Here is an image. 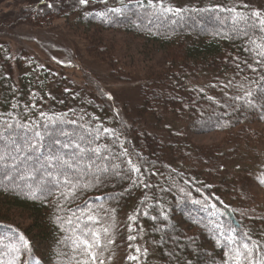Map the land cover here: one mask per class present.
Masks as SVG:
<instances>
[{
    "label": "trees",
    "instance_id": "1",
    "mask_svg": "<svg viewBox=\"0 0 264 264\" xmlns=\"http://www.w3.org/2000/svg\"><path fill=\"white\" fill-rule=\"evenodd\" d=\"M41 4L47 12L30 11L44 22L77 12L94 29L90 44L111 76L137 83L140 99L133 115L120 117L86 86L0 42V201L29 222L8 223L0 209V264H112L110 240L119 232L116 264H264V205L249 183L264 186V137L252 130L264 123V7ZM101 30L124 34L123 43L143 39L157 48L148 47L154 63L138 75L126 71L116 58L120 43L102 41ZM215 132L223 135L218 144L191 138ZM69 138L79 152L53 143Z\"/></svg>",
    "mask_w": 264,
    "mask_h": 264
},
{
    "label": "rangeland",
    "instance_id": "2",
    "mask_svg": "<svg viewBox=\"0 0 264 264\" xmlns=\"http://www.w3.org/2000/svg\"><path fill=\"white\" fill-rule=\"evenodd\" d=\"M174 1L178 5L184 6L206 1L217 4L226 0ZM227 2L235 4L244 2L252 6L264 7V0H227ZM74 3L70 4L68 8L71 10L75 8L76 10L78 6L76 7V2ZM40 4L41 0H0V42H7L12 53L16 54L26 51L43 65L62 72L80 86H86L90 89V92L95 93L112 105L113 112L120 117H125L128 112L133 115L140 99L136 89L137 83L127 82L123 77L116 75L111 76V70L106 68V64L101 61L102 58L94 52V48L90 44L94 43L89 37L94 32V29L79 22V14L74 11H69L67 16L63 18L59 16V12V14H54L56 18L49 22H44L35 17L32 14L33 11H30L39 8V6H44V10L48 8L47 4ZM52 7L60 8L59 2L54 1ZM100 33L102 41L108 40L112 43V40H114L120 43L117 48H119L118 52L121 56L117 55L116 58L119 64H125L126 71L136 72L138 75V73L146 70V65L154 63L155 60L150 61L151 53L149 52L150 50L148 51V47L152 48V50L157 48L148 45L143 39L130 35L128 36L129 40L123 43L124 34L108 30H101ZM158 54L161 55L157 50L153 58H159ZM136 73L129 75H135ZM252 130L253 132H259L264 137L263 122L253 124ZM191 138L197 144H218L223 140V135L216 132L193 134ZM260 142V148L264 149V138ZM225 147L228 146L226 145ZM225 167L229 168L230 166L225 165ZM249 183L252 185V191L256 194L258 201L261 205H264V186L259 185L255 180H249ZM4 205L5 203L0 201V209L8 211V223H16L23 227L29 223L24 220L21 222V219L19 221V217L14 214V208L12 207V210H10L11 207L9 205ZM4 211H1L0 214H4ZM116 219H119L116 223V228L118 231H123L125 227L123 215H117ZM121 223L123 224L121 225ZM120 237L119 232V236L115 234L110 240L112 251L108 262L112 264L118 263L120 251L123 253Z\"/></svg>",
    "mask_w": 264,
    "mask_h": 264
},
{
    "label": "snow or ice",
    "instance_id": "3",
    "mask_svg": "<svg viewBox=\"0 0 264 264\" xmlns=\"http://www.w3.org/2000/svg\"><path fill=\"white\" fill-rule=\"evenodd\" d=\"M80 3L86 5V4L88 3V0H80ZM49 7H51V5H49ZM113 11H117V12H118V11H120V9H114ZM257 15H258V14H257ZM249 95H251V93H249ZM5 127H7V128H11V127H13V126H12V125H5ZM105 131H106V130H105ZM8 135L11 136L12 133L9 132ZM65 135H67V133H65ZM34 136H35V141H36V142L33 143L31 140H29V141H28V146H29L33 151H36V150H38V148H39V145H40V143H41V141H42V137H41V135H40V133H39L38 131L34 133ZM0 139H2V135H0ZM53 143H55V144H57V145H60V147L63 148V149H67V148H69V147L71 146V147L73 148V154H75L76 152H79V151H80V144H75V145H73V144H72V139H71V138H69V139H68L66 142H64V143H61V141H60L59 139H56V140L53 141ZM52 155L55 156L54 153H53ZM3 159H4V157H3V156H0V161H2ZM55 161H56V163H61V161H60V159H59L58 157L55 158ZM62 163L65 165L66 169H68V170H70V171H75V169H73L72 165L69 164L67 160H64ZM73 163H75V162H73ZM129 163H131V161H129ZM135 171H136V172H139L140 169H139V168H136ZM61 175H63V173H61ZM63 183H64L65 185H67V184H69V181H68L67 179H65V180L63 181ZM145 187H147V185H145ZM153 219H155V217H153ZM84 244H85L86 246H88V247H91V245H89V243H88L87 240L84 241ZM245 248H247V245H245Z\"/></svg>",
    "mask_w": 264,
    "mask_h": 264
}]
</instances>
